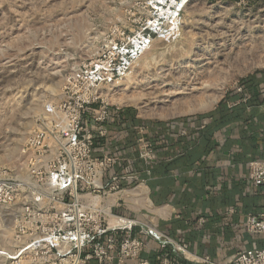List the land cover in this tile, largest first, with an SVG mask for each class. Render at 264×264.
Instances as JSON below:
<instances>
[{
    "label": "rangeland",
    "instance_id": "374dc122",
    "mask_svg": "<svg viewBox=\"0 0 264 264\" xmlns=\"http://www.w3.org/2000/svg\"><path fill=\"white\" fill-rule=\"evenodd\" d=\"M151 1L0 0V177L19 163L46 106L73 103L91 63L98 103L123 113L125 127L208 114L264 72L263 1L194 0L181 28L130 57ZM1 215L0 249H9L12 225ZM0 264L18 263L0 256Z\"/></svg>",
    "mask_w": 264,
    "mask_h": 264
},
{
    "label": "crops",
    "instance_id": "0c3cea01",
    "mask_svg": "<svg viewBox=\"0 0 264 264\" xmlns=\"http://www.w3.org/2000/svg\"><path fill=\"white\" fill-rule=\"evenodd\" d=\"M244 87L208 114L166 122L126 128L124 114L110 110L94 154L118 157L104 177L120 178L107 202H118L120 214L141 223L142 232L136 227L133 234L144 243L139 257L124 264H190L173 244L185 246L189 258L216 262L264 247V236L244 227L248 213L264 210V186L248 180L249 161L264 160V72ZM141 140L150 144L152 162L140 157Z\"/></svg>",
    "mask_w": 264,
    "mask_h": 264
},
{
    "label": "built area",
    "instance_id": "2783aa9c",
    "mask_svg": "<svg viewBox=\"0 0 264 264\" xmlns=\"http://www.w3.org/2000/svg\"><path fill=\"white\" fill-rule=\"evenodd\" d=\"M193 1L152 0L153 15L146 21L144 33L133 40L130 57L148 48L153 37L165 38L181 28L183 13ZM89 67L73 103L46 106L44 122L22 145L19 163L4 169L0 177L1 220L11 223L14 242L12 248L0 249L4 261L124 264L143 250L142 239L133 234L136 227L142 232L141 223L120 214L118 202H107L119 190L120 178L104 182V177L118 157L94 154L95 137L105 135L110 108L105 102L98 103L95 96L99 65L94 62ZM140 157L145 162L154 159L145 140L140 141ZM248 180L264 186V160L249 161ZM244 227L250 234L264 236V210L248 213ZM157 239L163 245L173 244ZM173 245L190 264H264V247L239 251L226 262H216L207 255L189 258L185 246Z\"/></svg>",
    "mask_w": 264,
    "mask_h": 264
},
{
    "label": "bare ground",
    "instance_id": "6f19581e",
    "mask_svg": "<svg viewBox=\"0 0 264 264\" xmlns=\"http://www.w3.org/2000/svg\"><path fill=\"white\" fill-rule=\"evenodd\" d=\"M194 84H196V83H194ZM200 86V85H199ZM202 87V86H201ZM191 88V87H190ZM200 87H198V86H192V88H191V90L193 91V90H197V89H199ZM190 90V89H189ZM183 91V88L182 87H178L177 89H172L169 93H167L168 95H166L167 97H171V95H173V94H177V93H180V92H182ZM209 104V103H208Z\"/></svg>",
    "mask_w": 264,
    "mask_h": 264
},
{
    "label": "trees",
    "instance_id": "16d2710c",
    "mask_svg": "<svg viewBox=\"0 0 264 264\" xmlns=\"http://www.w3.org/2000/svg\"><path fill=\"white\" fill-rule=\"evenodd\" d=\"M249 1H253V0H249Z\"/></svg>",
    "mask_w": 264,
    "mask_h": 264
}]
</instances>
